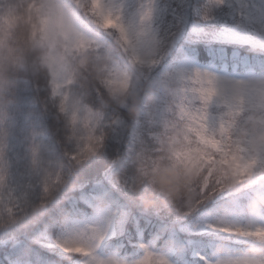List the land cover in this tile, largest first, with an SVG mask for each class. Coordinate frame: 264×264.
<instances>
[{
  "label": "snow or ice",
  "instance_id": "1",
  "mask_svg": "<svg viewBox=\"0 0 264 264\" xmlns=\"http://www.w3.org/2000/svg\"><path fill=\"white\" fill-rule=\"evenodd\" d=\"M112 257L264 264V0H0V264Z\"/></svg>",
  "mask_w": 264,
  "mask_h": 264
},
{
  "label": "clouds",
  "instance_id": "2",
  "mask_svg": "<svg viewBox=\"0 0 264 264\" xmlns=\"http://www.w3.org/2000/svg\"><path fill=\"white\" fill-rule=\"evenodd\" d=\"M135 111H136L135 108L131 109L132 114H135ZM174 195H178V193H174ZM146 207H147V203H146ZM111 259L113 261V264H125V261L123 259H119L116 257H112Z\"/></svg>",
  "mask_w": 264,
  "mask_h": 264
}]
</instances>
